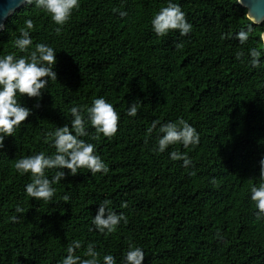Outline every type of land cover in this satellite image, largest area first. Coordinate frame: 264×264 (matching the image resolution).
I'll return each mask as SVG.
<instances>
[{
  "label": "trees",
  "instance_id": "16d2710c",
  "mask_svg": "<svg viewBox=\"0 0 264 264\" xmlns=\"http://www.w3.org/2000/svg\"><path fill=\"white\" fill-rule=\"evenodd\" d=\"M170 2L192 25L187 36L154 32L152 19ZM79 3L62 27L26 4L0 31V58L26 56L15 41L28 31L29 52L39 43L54 49L57 74L55 81L46 78L42 98L18 94L32 115L0 148V264H62L74 241L81 243V259L93 244L100 264L105 255L122 264L135 247L144 251V264H264V215L251 199L252 187L264 183V24L253 25L241 45L229 38L249 24L238 0ZM29 19L32 29L25 25ZM251 48L261 51L259 68L250 62ZM237 52L244 56L237 59ZM98 98L115 108L119 130L95 140L88 122L89 135L80 139L95 145L108 173L92 176L80 169L72 176L64 169L50 202L28 196L31 174L21 175L16 161L54 155L49 133L71 127L73 107L87 121V108ZM134 102L137 114L129 116ZM181 118L196 129L199 145H169L159 152V127ZM153 121L159 124L149 133ZM173 151L186 154L191 164L172 160ZM57 171L46 175L51 179ZM104 200L127 218L111 234H101L92 222Z\"/></svg>",
  "mask_w": 264,
  "mask_h": 264
},
{
  "label": "clouds",
  "instance_id": "9594fccd",
  "mask_svg": "<svg viewBox=\"0 0 264 264\" xmlns=\"http://www.w3.org/2000/svg\"><path fill=\"white\" fill-rule=\"evenodd\" d=\"M29 5L42 9L51 15L52 20L59 26H64L70 20L73 11L80 7L79 0H25ZM241 2V0H240ZM127 13L121 11L120 16L124 17ZM249 24L238 31L233 37L241 45L245 44L250 34L254 31L253 25L259 23L258 19L249 11L245 17ZM27 29L34 27L32 20H26ZM153 30L158 36H167L171 31H178L181 36H187L192 31V25L187 21L185 13L181 7L175 3H169L167 7L162 8L152 19ZM57 33L60 28L56 29ZM264 41V36L261 37ZM16 47L26 56L15 58L9 54L0 58V148L4 145L6 137H13L15 130L28 120L32 115V110L24 107L18 101V94L21 97L42 98L43 90L46 89L49 79L57 80V74L53 70L56 64V52L53 48L39 43L35 45L34 50L29 52L32 46V39L28 31H22L20 38L15 41ZM182 45H177L181 47ZM251 64L253 67H261V51L257 48L249 50ZM243 52H237L236 58L241 59ZM72 117L71 127L65 124L58 127L49 135L54 136V147L56 153L52 156H45L43 152L16 161L15 168L21 174H31V182L26 185L28 196L36 200H42L48 203L55 195L54 184L59 183L66 177L64 169L69 170L70 175L76 176L80 173L78 170L87 169L92 176L97 173H108V167L103 160L96 154L95 145L88 143L80 137L88 136L86 124L90 122L95 129L96 135L92 139L99 140L100 135L112 138L119 130L120 117L112 104L104 98L95 99L90 108H87V121L82 114V109L73 107L71 109ZM137 104L132 103L127 115L136 116ZM159 121H153L149 133L157 127ZM161 135L158 136V151L164 152L169 145L182 144L185 149L189 146H197L200 143V136L196 129L185 120L178 119L176 122H168L158 129ZM157 149H154L156 151ZM172 160L184 162V167L191 164L186 154L179 151L170 153ZM50 169H60L50 179L46 171ZM260 179L264 181V159L260 161ZM65 201L69 199L68 195L63 197ZM251 199L256 203V208L260 215H264V183L258 187H252ZM110 201L104 200L100 203L96 215L93 219L95 229L101 234H111L123 221L127 223L125 215H117L110 207ZM127 203L122 207L127 208ZM18 212L23 209L17 207ZM81 248L79 241H74L67 247V256L62 260V264H100L99 252L96 251L93 244H88L85 255L87 259H81L76 255V250ZM145 253L139 248H131L127 251L122 264H144ZM103 264H116L112 255L103 257Z\"/></svg>",
  "mask_w": 264,
  "mask_h": 264
},
{
  "label": "water",
  "instance_id": "95a60500",
  "mask_svg": "<svg viewBox=\"0 0 264 264\" xmlns=\"http://www.w3.org/2000/svg\"><path fill=\"white\" fill-rule=\"evenodd\" d=\"M238 2L258 19L257 25L264 24V0H241V2L238 0ZM26 4L25 0H0V31L5 29L7 21Z\"/></svg>",
  "mask_w": 264,
  "mask_h": 264
}]
</instances>
